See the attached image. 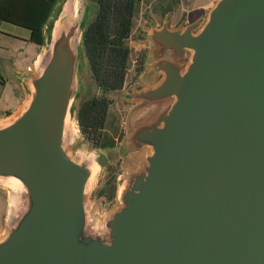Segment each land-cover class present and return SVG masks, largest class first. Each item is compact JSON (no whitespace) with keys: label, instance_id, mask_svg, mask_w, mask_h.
Here are the masks:
<instances>
[{"label":"water","instance_id":"obj_1","mask_svg":"<svg viewBox=\"0 0 264 264\" xmlns=\"http://www.w3.org/2000/svg\"><path fill=\"white\" fill-rule=\"evenodd\" d=\"M88 1L58 0L13 74L25 98L0 119V264H264V0L151 24L107 211L89 198L106 163L75 147Z\"/></svg>","mask_w":264,"mask_h":264},{"label":"trees","instance_id":"obj_2","mask_svg":"<svg viewBox=\"0 0 264 264\" xmlns=\"http://www.w3.org/2000/svg\"><path fill=\"white\" fill-rule=\"evenodd\" d=\"M58 0H0V23H10L29 31V40L37 45L44 42V28ZM142 0H89L94 6L93 18L83 27L82 48L96 86V92L77 103L76 119L84 141L94 149L115 146L122 137L117 125L107 129L112 93L125 85L130 66V39L138 5ZM136 72L145 67L139 57ZM115 169H111L98 195L114 201Z\"/></svg>","mask_w":264,"mask_h":264},{"label":"rangeland","instance_id":"obj_3","mask_svg":"<svg viewBox=\"0 0 264 264\" xmlns=\"http://www.w3.org/2000/svg\"><path fill=\"white\" fill-rule=\"evenodd\" d=\"M216 0H142L138 5L136 16L134 19V27L128 41V45L130 47V66L128 72L126 74V80L124 87L112 93L111 96L113 98V103L109 109L108 123L107 129L112 130V126L117 125L118 132L123 131L125 134V118L133 106L134 102L127 100L124 96V91L131 89H138L144 83H146V79L144 74H137L136 69L138 65L139 57L143 54V52L149 53V43L145 34L149 33L151 24L154 27H158L161 25L164 17L169 16L170 22L169 27H175L179 24H187L198 17H205L209 8L213 5ZM89 2V1H88ZM86 14L84 16L83 24L86 25L94 15V6L89 2ZM11 48V47H10ZM31 50L35 49L31 45L23 46L19 43H15V46L12 47V51H3L0 50L1 54H4L7 58L19 57L22 59V63L24 66L26 65L24 55L19 53L18 50ZM11 50V49H10ZM80 64H82L83 60V51L80 50ZM148 59V56L146 60ZM148 61V60H147ZM147 61L145 62V67L147 66ZM86 66L83 70V86L80 91V95L77 98V103L80 100H84L89 98L93 93L96 92V86L91 79L90 70L85 62ZM144 67V69H145ZM142 74V75H141ZM7 86L3 90V93L0 97V114H4L7 110L11 109L16 102H18V98L20 96L19 89L15 83L11 82V77L7 76ZM4 112V113H3ZM121 137L115 138V146L112 150H100L95 149L94 151L100 154L105 163L106 169L103 176L98 180L96 185L94 186L92 192L90 193V201L94 202L96 208L103 209L107 211L112 208L114 202L112 204L104 205L103 197H96L95 193L104 185V182L107 178L109 171L113 168L115 169L116 177L122 175L124 172V168L122 167V146L120 144ZM75 147L82 148L87 152H91V147L87 143V145H81V141L77 138ZM116 188V187H115ZM7 197L6 192L0 191V235L4 230V219L7 209Z\"/></svg>","mask_w":264,"mask_h":264},{"label":"crops","instance_id":"obj_4","mask_svg":"<svg viewBox=\"0 0 264 264\" xmlns=\"http://www.w3.org/2000/svg\"><path fill=\"white\" fill-rule=\"evenodd\" d=\"M15 43H19L23 46L31 45L35 49L24 51L22 49L18 50L19 53L24 55L25 61H27L25 66L23 64L21 65L22 59L18 56L7 58L4 54L0 53V97L7 86V76L11 77V82L17 85L20 94L18 102H16L11 109L7 110L5 113L3 112L4 114H0V119L14 112L25 98L24 89L20 84L14 81L13 74L16 72L27 71L29 66L32 67L33 62L39 55L41 49V45L32 43L29 40V31L27 29L10 23H0V50L8 52L12 51V47L15 46Z\"/></svg>","mask_w":264,"mask_h":264},{"label":"flooded vegetation","instance_id":"obj_5","mask_svg":"<svg viewBox=\"0 0 264 264\" xmlns=\"http://www.w3.org/2000/svg\"><path fill=\"white\" fill-rule=\"evenodd\" d=\"M141 56H143L144 57V59H145V62H146V58H147V56H148V53H146V52H143V54L141 55ZM79 95H80V92L77 94V98L79 97ZM113 149V148H112ZM111 148H106V149H100V150H104V151H109V150H112ZM100 190V189H99ZM98 190V191H99ZM98 191L95 193V195H96V197H98V198H100V197H103L104 198V205L105 204H107L106 202H108L107 201V197L105 196V195H98ZM108 204H110L109 202H108Z\"/></svg>","mask_w":264,"mask_h":264},{"label":"built area","instance_id":"obj_6","mask_svg":"<svg viewBox=\"0 0 264 264\" xmlns=\"http://www.w3.org/2000/svg\"><path fill=\"white\" fill-rule=\"evenodd\" d=\"M27 70H31V66H29V67L27 68Z\"/></svg>","mask_w":264,"mask_h":264}]
</instances>
